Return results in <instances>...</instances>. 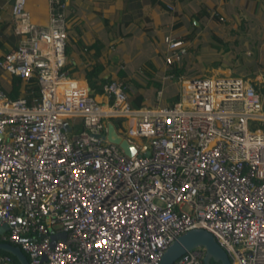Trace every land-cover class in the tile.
I'll use <instances>...</instances> for the list:
<instances>
[{
    "label": "built area",
    "instance_id": "built-area-1",
    "mask_svg": "<svg viewBox=\"0 0 264 264\" xmlns=\"http://www.w3.org/2000/svg\"><path fill=\"white\" fill-rule=\"evenodd\" d=\"M9 1L19 41L0 71L38 92L10 99L0 81V242L28 264H158L177 236L202 228L230 264H264V104L251 81L167 76L175 102L161 104L159 89L133 108L114 78L97 100L65 67L68 0H46L43 25L25 0ZM162 40L164 65H179L184 41ZM108 122L132 155L101 138ZM203 255L197 246L172 264ZM0 264L15 258L0 253Z\"/></svg>",
    "mask_w": 264,
    "mask_h": 264
},
{
    "label": "crops",
    "instance_id": "crops-1",
    "mask_svg": "<svg viewBox=\"0 0 264 264\" xmlns=\"http://www.w3.org/2000/svg\"><path fill=\"white\" fill-rule=\"evenodd\" d=\"M9 7V0H0V56L19 41L10 22ZM25 7L31 22L46 23V0H25ZM68 7L65 55L70 76L87 85L85 74L96 66V81L99 77L125 81L130 87L129 98L133 93H143L141 104L152 105V91L170 80L161 59L162 39L168 32L187 45L196 43L198 54L192 57L200 67L206 63L211 74L224 68L209 64L212 55L230 49L225 41L219 43L225 36L219 21H229L236 31L235 55L264 58V0H68ZM191 25L201 27L193 29ZM204 50H210L207 56L200 55ZM0 81L9 92L11 78L0 71ZM94 95L103 100L102 93ZM165 98L169 102L171 97Z\"/></svg>",
    "mask_w": 264,
    "mask_h": 264
},
{
    "label": "rangeland",
    "instance_id": "rangeland-1",
    "mask_svg": "<svg viewBox=\"0 0 264 264\" xmlns=\"http://www.w3.org/2000/svg\"><path fill=\"white\" fill-rule=\"evenodd\" d=\"M216 22H218V21H216ZM218 23H220L219 26L221 28V31L225 34L223 40H220L219 43L223 44L222 41H225L224 42L225 46L229 47L230 49H229V52L224 53V54H222L221 52L214 53V55L209 54V55H212L211 62L209 64L210 65L215 64L216 66L218 65V66L224 67V68L222 67L223 69H220L219 72L216 71V73L238 74V75H241V76H244L245 78H247L253 84L255 91L259 94V96L261 97L263 104H264V58H259V59L255 60L254 58H252L251 56H247L246 54H245V58L239 57V54L235 55L234 49H235V47H237V46H235L236 45V42H235L236 31L233 28H231V26L229 25V21L228 22H220L219 21ZM166 34H170V33L168 32ZM186 36L187 35H185L184 37H186ZM66 40H67V36L65 38V42H66ZM202 41H203L202 43L205 44V41L204 40H202ZM196 42H198V40ZM212 42L215 43V40H213ZM212 42H210V43H212ZM195 44L196 43L187 45L188 46L187 50H186L187 53L183 58V59H185V63H186V72H197L198 75H200V74H203V75L211 74L210 73L211 72L210 67L208 65H206V63H204L202 65V67H200V65L197 64L196 61L194 60V58L192 57L194 54H196V53L198 54L197 51L199 48H196ZM159 51L160 50H158V53H159ZM204 51H202L200 53L201 56H202V54H204V56H207L208 55L207 51H210V50H204ZM204 56L202 57L203 59H204ZM159 57L158 58L155 57L156 59H154V60H159ZM161 59H162V57H161ZM135 76H139L138 72L135 73ZM182 76L184 77L185 75H182ZM165 86L161 87V91L163 92L161 104L169 103L166 101V98H165L167 95H170V97H171L169 99L170 101L175 102L178 99V82H177V79H176V82H173L172 80H168L167 83L165 84ZM129 93H130V90H129ZM176 96H177V98H176ZM141 105H145V104H141ZM147 106H149V105H147ZM113 120L114 119H111V121H113ZM262 129H264V128H262Z\"/></svg>",
    "mask_w": 264,
    "mask_h": 264
},
{
    "label": "water",
    "instance_id": "water-1",
    "mask_svg": "<svg viewBox=\"0 0 264 264\" xmlns=\"http://www.w3.org/2000/svg\"><path fill=\"white\" fill-rule=\"evenodd\" d=\"M97 137V135H95ZM108 142L117 144L123 152L130 156L135 152L133 145L117 135L111 123L106 124V133L101 136ZM7 229V225L0 226V233ZM201 246L204 250L202 264H230L227 255L215 242L213 236L202 228H193L177 236L165 249L158 264H172L184 252ZM0 251L11 254L18 264H28L21 250L9 243L0 242Z\"/></svg>",
    "mask_w": 264,
    "mask_h": 264
},
{
    "label": "trees",
    "instance_id": "trees-1",
    "mask_svg": "<svg viewBox=\"0 0 264 264\" xmlns=\"http://www.w3.org/2000/svg\"><path fill=\"white\" fill-rule=\"evenodd\" d=\"M191 26H192L193 29H197V28L201 27V25H199V26L191 25ZM185 47H186V50H187V47H188L187 44H185ZM66 51H67V46H66V43H65V53H66ZM161 56H162V53H161ZM184 56H183V58H184ZM183 58H182L181 63L179 65H175V64L168 65L166 70H165V75L173 76V77H178V76H182V75H185V76L197 75L196 73L186 72V63H185V59H183ZM65 67H66V65H65ZM97 76H98V68L96 66H93L85 74L87 85H88L89 90L91 91L92 94H100L102 92L103 85L109 81V79L105 81V79H101L100 77L96 81L95 78ZM170 80H172V79H170ZM20 90H23L27 94H33V95H36L37 92H38V88H37L36 82L34 80H29V81H26V82H22L19 78L12 77L11 78V89L7 93L8 97L10 99L16 98L18 96ZM152 94L155 95V90L152 91ZM176 98H177V96H176ZM142 100H143V93L142 92L133 93L130 96V98L128 99L131 107H133V108H138L141 105V101ZM169 102L172 103L174 101H170L169 100ZM170 103H168V104H170ZM112 122H116V121L113 120ZM0 253H3V252L0 251ZM15 262H16V264H18L16 260H15Z\"/></svg>",
    "mask_w": 264,
    "mask_h": 264
}]
</instances>
